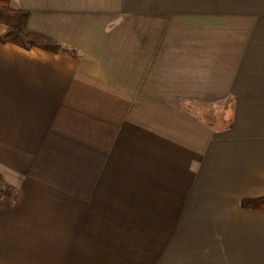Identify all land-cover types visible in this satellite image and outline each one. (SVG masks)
Returning a JSON list of instances; mask_svg holds the SVG:
<instances>
[{
	"label": "crops",
	"instance_id": "obj_1",
	"mask_svg": "<svg viewBox=\"0 0 264 264\" xmlns=\"http://www.w3.org/2000/svg\"><path fill=\"white\" fill-rule=\"evenodd\" d=\"M12 6L0 264H264V0Z\"/></svg>",
	"mask_w": 264,
	"mask_h": 264
},
{
	"label": "trees",
	"instance_id": "obj_2",
	"mask_svg": "<svg viewBox=\"0 0 264 264\" xmlns=\"http://www.w3.org/2000/svg\"><path fill=\"white\" fill-rule=\"evenodd\" d=\"M31 12L22 8H14L12 0H0V23L7 27L6 32L1 36L2 43H13L20 47L27 48L22 32L28 25ZM45 49L57 52L62 50L59 44L47 45ZM242 207L252 210L264 209V196L256 199H245L241 202Z\"/></svg>",
	"mask_w": 264,
	"mask_h": 264
}]
</instances>
